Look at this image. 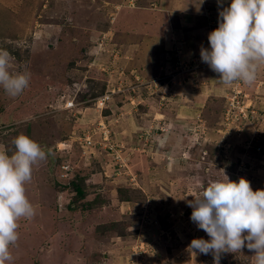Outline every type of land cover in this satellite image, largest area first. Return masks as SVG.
Segmentation results:
<instances>
[{"label": "rangeland", "instance_id": "1", "mask_svg": "<svg viewBox=\"0 0 264 264\" xmlns=\"http://www.w3.org/2000/svg\"><path fill=\"white\" fill-rule=\"evenodd\" d=\"M123 1L0 0V49L31 74L19 96L0 86V146L25 134L48 153L6 264H213L189 248L210 239L189 201L224 174L264 189V66L224 85L200 55L222 10L177 30L156 0Z\"/></svg>", "mask_w": 264, "mask_h": 264}, {"label": "clouds", "instance_id": "2", "mask_svg": "<svg viewBox=\"0 0 264 264\" xmlns=\"http://www.w3.org/2000/svg\"><path fill=\"white\" fill-rule=\"evenodd\" d=\"M222 5V0H218ZM210 49L201 47L202 62L219 74L224 85H253L264 66V0H231L219 12L218 28L208 35ZM10 54L0 49V86L16 97L29 86L30 73L10 72ZM11 156L0 146V264L13 260L10 247L18 241L21 218L31 219L36 209L26 196L33 166L47 158L42 147L25 134L14 140ZM209 183L189 201L191 220L209 240L193 239L189 248L213 256L220 264L223 253L254 252V264H264V189L253 190L245 178Z\"/></svg>", "mask_w": 264, "mask_h": 264}, {"label": "crops", "instance_id": "3", "mask_svg": "<svg viewBox=\"0 0 264 264\" xmlns=\"http://www.w3.org/2000/svg\"><path fill=\"white\" fill-rule=\"evenodd\" d=\"M139 1H141V0H138V2ZM143 1H145V0H143ZM148 1H150V0H148ZM216 1L215 0H156V3L158 4V6H157L158 10L163 11V13L164 12L168 13V11H172V12L177 13V14H173V15H176L178 18L177 19L178 20V28L176 27V29L181 30L182 24H184V23L188 24V21L189 22H191V21L197 22V20L204 22L205 21L204 17L206 15V13L214 14V10H223V8L228 7L231 3V0H223L224 2H222V3H225L226 6H222L223 4L221 5L220 3H218V0H216ZM123 2L124 1L122 0V4H123ZM151 5H153V4H151ZM134 10H146L148 14H150V12H151V11H148L150 9H148L146 7L140 9L139 5L136 8H134ZM216 13H217V11H216ZM169 16H171V14H169ZM152 39H154V37Z\"/></svg>", "mask_w": 264, "mask_h": 264}, {"label": "built area", "instance_id": "4", "mask_svg": "<svg viewBox=\"0 0 264 264\" xmlns=\"http://www.w3.org/2000/svg\"><path fill=\"white\" fill-rule=\"evenodd\" d=\"M73 106H74V103H73V101L70 100V101H66L64 108L68 109V108H71Z\"/></svg>", "mask_w": 264, "mask_h": 264}, {"label": "trees", "instance_id": "5", "mask_svg": "<svg viewBox=\"0 0 264 264\" xmlns=\"http://www.w3.org/2000/svg\"><path fill=\"white\" fill-rule=\"evenodd\" d=\"M76 194L78 196H81L82 195V191L78 187H76Z\"/></svg>", "mask_w": 264, "mask_h": 264}]
</instances>
